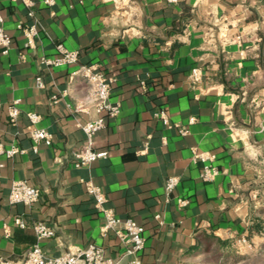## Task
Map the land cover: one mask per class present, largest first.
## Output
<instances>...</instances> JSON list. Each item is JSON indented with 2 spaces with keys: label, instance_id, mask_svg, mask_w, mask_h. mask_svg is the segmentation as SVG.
Segmentation results:
<instances>
[{
  "label": "crops",
  "instance_id": "0c3cea01",
  "mask_svg": "<svg viewBox=\"0 0 264 264\" xmlns=\"http://www.w3.org/2000/svg\"><path fill=\"white\" fill-rule=\"evenodd\" d=\"M31 1L38 36L26 49L16 24L34 20L20 2L0 0L12 42L5 56L0 51V142L22 151L0 156V258L23 264L36 242L31 224L41 222L54 231L39 243L49 257L95 245L129 264L114 232L104 231L85 191L90 182L105 194V208L143 228L142 264H201L233 253L264 264V0ZM57 44L78 51L79 65H97L120 107L93 137L106 156L85 167H74L73 153L85 144L81 126L97 115L91 107L74 112L89 95L72 77L75 66L40 64L41 56L57 57ZM193 68L203 72L196 83ZM15 101L20 115L11 123ZM160 111L168 125L155 117ZM29 112L41 118L35 127ZM33 128L49 132L51 145L33 152ZM195 154L215 156L213 181L202 180ZM169 178L177 185L167 196ZM16 181L38 189L39 201L10 206ZM16 216L26 229L13 226Z\"/></svg>",
  "mask_w": 264,
  "mask_h": 264
},
{
  "label": "built area",
  "instance_id": "2783aa9c",
  "mask_svg": "<svg viewBox=\"0 0 264 264\" xmlns=\"http://www.w3.org/2000/svg\"><path fill=\"white\" fill-rule=\"evenodd\" d=\"M13 2H20L25 8H27V17L34 20L33 2L31 0H11ZM160 2L169 6H174L178 0H159ZM43 4L47 7L53 5V0H43ZM3 17L0 12V51L1 55L5 56L11 46V37L3 29ZM16 29L24 36V48L34 49L35 39L38 36L37 24L35 20L31 25H23L20 22L16 24ZM240 41V38H237ZM56 51L57 57H40V64L46 69H57L62 66H75L74 71L71 73L72 77L78 76L84 80L89 89V95L83 100L75 104L74 112L76 113H88L89 108H93L97 117L92 121H89L81 126V130L84 134L85 144L77 149L73 153L74 167L80 168L89 166L99 158L106 156V153L96 152L94 147L93 137L95 133L105 127V118H115L119 112L120 107L118 103L110 101V83L111 80L106 79L104 74L101 73L98 66L91 65H79L78 51H68L63 45L57 44ZM203 72L199 68H193L190 74L191 82H199ZM36 88L41 90L45 88V84L42 78L37 77L35 80ZM143 86V82L140 83ZM53 103L57 102L56 97H52ZM18 101L13 102L8 106V118L11 123H14L20 115L19 110L16 108ZM27 120L32 127H35L40 122L39 115L33 112L26 114ZM155 117L168 125L167 116L164 111H160L155 114ZM191 123L192 120H190ZM180 134H186V128L180 129ZM31 142L34 144L33 152H36V146L44 143L46 146L51 145V135L45 130H39L33 128L29 134ZM22 153L16 146H11L6 149L0 142V156L6 158L12 157L15 154ZM215 156L207 154H195L194 161L199 160L204 165L201 169V178L205 182L213 181L214 177L219 173L217 168L212 165ZM177 185L175 178H169L164 184V190L167 196H169L174 187ZM85 191L93 201V207L102 214L104 219V231L114 232L117 240L123 245L125 252L122 257H129L131 261L129 264H142L139 259V254L144 248V230L141 226L137 225L132 219H119L113 210L104 207L106 203L105 194L98 186L92 185L90 182L85 183ZM9 205L21 204L24 206H31L39 201L41 198V192L26 184L24 181L13 182L8 192ZM177 205L185 206L187 201L184 199H178ZM158 219V216H156ZM13 226L19 229H26V224L19 217L16 216L12 219ZM6 230V227L3 226ZM36 242L29 248L25 256L23 264H121L120 260H112L104 255L103 250L95 245L88 246L87 248L80 249L74 252H68L59 257H49L44 254L39 243L50 239L54 236V231L46 224L41 222L31 224ZM242 244H245L243 241ZM0 264H15L14 262H7L0 258Z\"/></svg>",
  "mask_w": 264,
  "mask_h": 264
},
{
  "label": "rangeland",
  "instance_id": "374dc122",
  "mask_svg": "<svg viewBox=\"0 0 264 264\" xmlns=\"http://www.w3.org/2000/svg\"><path fill=\"white\" fill-rule=\"evenodd\" d=\"M246 247V246H245ZM244 251V250H241ZM240 250L238 252L241 253ZM251 261L252 263L248 262ZM254 264V262L251 260L250 256L246 255H235L233 254H215L212 255L210 259H207L206 262H203L201 264Z\"/></svg>",
  "mask_w": 264,
  "mask_h": 264
}]
</instances>
